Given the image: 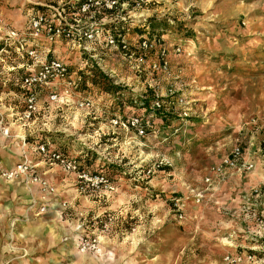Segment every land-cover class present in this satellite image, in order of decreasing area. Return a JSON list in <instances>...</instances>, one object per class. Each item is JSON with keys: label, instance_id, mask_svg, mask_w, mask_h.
Listing matches in <instances>:
<instances>
[{"label": "rangeland", "instance_id": "obj_1", "mask_svg": "<svg viewBox=\"0 0 264 264\" xmlns=\"http://www.w3.org/2000/svg\"><path fill=\"white\" fill-rule=\"evenodd\" d=\"M56 2L25 0L21 14L49 12L57 24ZM125 16L129 55L46 39L14 55L13 65L24 62L38 45L71 74L55 82L59 101L44 91L38 113L28 125L20 120L17 166L28 155L33 179L22 177L25 192L0 197V264H264V184L252 178L264 170V0H154ZM162 57L168 72L155 68ZM93 67L117 94L92 83ZM0 97L18 119L22 91L7 83ZM39 141L76 170L40 156ZM237 147L241 170L218 178ZM10 164L0 159V169ZM12 171H0L6 186L21 178L1 177Z\"/></svg>", "mask_w": 264, "mask_h": 264}, {"label": "built area", "instance_id": "obj_2", "mask_svg": "<svg viewBox=\"0 0 264 264\" xmlns=\"http://www.w3.org/2000/svg\"><path fill=\"white\" fill-rule=\"evenodd\" d=\"M153 2L154 0H59V2L57 0L54 3L58 8L60 18L57 24L50 20L49 12L43 13L31 10L29 11L28 26L25 31H16L9 26L5 27L6 36L0 35V88H5L7 83H13L22 91L24 111L18 117V120L28 125L27 123L39 111V97L44 91L50 90L49 100L51 102L59 101V94L55 92V82L65 79L71 74L69 66L63 60L53 57L50 49L44 55H39L38 45L25 51V55L22 56L24 62L13 65V58L19 59V56L14 55H17V52L23 49L26 43L30 42V39H33V41L46 39L51 42L63 39L86 52H94L95 49L84 45V43H90V45L100 44V46L115 48L126 53L125 55H129V51H131L130 44L126 37L115 35L110 28L106 27L118 22V17H121L120 21L127 20L125 15L138 10H145ZM142 40L138 48L146 51L150 48L149 40ZM90 57L96 58L97 55ZM26 61H30L32 64H26ZM155 68L160 72H168V62L162 57L160 65L155 66ZM19 70H23L24 75L17 80L13 78L12 81L13 73H17ZM78 71L81 74L84 71L83 67H79ZM5 74L10 78H4ZM70 86L76 88L77 84L76 82H69L66 88ZM156 106L160 108L158 103H156ZM5 118L0 113V131L3 137L11 138L9 129L5 127ZM21 141L23 147H26L25 139ZM36 143L39 145L35 147V151L51 164L59 165L66 171L76 170L75 164L62 153L50 149L46 143L41 141ZM242 151L240 147L235 148L231 155L223 161L222 165L215 169V175L222 178L231 169L241 170ZM247 169H250V167ZM30 171L31 166L28 155L25 154V161L17 166L15 171L4 173L1 177L12 180L21 176L27 181H32L33 176L30 175ZM255 192L258 193L259 191L256 190Z\"/></svg>", "mask_w": 264, "mask_h": 264}, {"label": "crops", "instance_id": "obj_3", "mask_svg": "<svg viewBox=\"0 0 264 264\" xmlns=\"http://www.w3.org/2000/svg\"><path fill=\"white\" fill-rule=\"evenodd\" d=\"M25 0H0V35L3 36V32L6 31L5 27H11L16 28L17 30L25 31L28 26V13L23 16L21 14L22 9L25 8ZM30 11V10H29ZM8 91L10 94H13L9 89ZM14 96L17 97L16 94H13V101ZM1 97H0V112L4 113L6 120L5 127L9 129L11 133V138L7 139L3 137L0 131V145L3 146V151H1L0 159H11V164L9 165V168H3L0 169V171H12L16 168L17 164L21 161V153L19 149L20 145V139L26 136V130L25 127L18 119V113H14V110L16 107L13 106H1ZM6 111H5V110ZM11 112V113H10ZM28 134V133H27ZM29 135V134H28ZM11 149V151H9ZM4 150H7L5 152ZM246 159V158H244ZM264 163V162H263ZM45 169V168H43ZM53 171L50 170L49 172ZM242 174H245V180H249V176H251L248 172H243ZM253 180L257 185L264 184V170L262 172H257L254 175H252ZM6 181H0V197L5 196V194L8 192V195H10L12 192L21 194L26 191L25 187H17L21 186L23 183H25V180L21 177L18 180L13 181V183L10 186H6ZM16 186V187H13ZM256 187V185H249L247 187ZM259 196V195H258ZM88 260V259H87Z\"/></svg>", "mask_w": 264, "mask_h": 264}, {"label": "trees", "instance_id": "obj_4", "mask_svg": "<svg viewBox=\"0 0 264 264\" xmlns=\"http://www.w3.org/2000/svg\"><path fill=\"white\" fill-rule=\"evenodd\" d=\"M145 22H147V26H152V22L153 20L151 18L145 20ZM106 28H110L111 31H113V33L115 35H120V36H125L126 33L132 29H130V24H129V21L128 20H123V21H119V22H115L111 25H108ZM135 30V29H134ZM131 32V31H130ZM153 36L150 35V39H152ZM63 40V39H61ZM86 44V43H84ZM117 50V49H115ZM21 62L19 61L18 63H16V65L20 64ZM95 67H93L91 69V71H95L93 77H92V83L95 85V86H103V90L105 93L107 94H117L118 93V89L117 87L113 84V81H111L110 79H108L105 75H103L101 72H99L98 70H93ZM87 69L85 71H83L81 73L82 75V78H84L85 76V73H86ZM24 75V71H18L17 73H13V76H14V80H17L19 78H21V76ZM80 160L82 161V166H83V160H85L86 162V159H84V157H79Z\"/></svg>", "mask_w": 264, "mask_h": 264}, {"label": "bare ground", "instance_id": "obj_5", "mask_svg": "<svg viewBox=\"0 0 264 264\" xmlns=\"http://www.w3.org/2000/svg\"><path fill=\"white\" fill-rule=\"evenodd\" d=\"M16 169H14L13 171H15Z\"/></svg>", "mask_w": 264, "mask_h": 264}]
</instances>
